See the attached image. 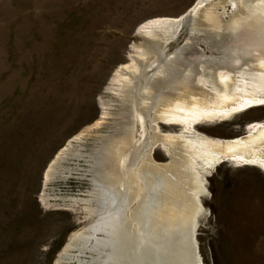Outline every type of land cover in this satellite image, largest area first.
<instances>
[{"label":"rangeland","instance_id":"obj_1","mask_svg":"<svg viewBox=\"0 0 264 264\" xmlns=\"http://www.w3.org/2000/svg\"><path fill=\"white\" fill-rule=\"evenodd\" d=\"M213 2L223 4L214 10L226 23L238 11V0H0V264H57L72 235L83 238L100 215L101 193L135 203L129 163L153 176L175 156L198 207L197 264H264V171L208 144L257 137L252 146L264 156V105H247L264 101V72L239 62L221 93L216 63L203 61L220 55L217 40L193 27ZM189 37L201 56L192 93L206 102L177 103L153 122L139 104L130 110L125 72L116 70L155 56L151 45L161 46L162 63ZM149 68L132 82L144 100L153 95ZM127 124L131 147L108 176L98 174L108 139ZM80 244L60 264H97L93 241Z\"/></svg>","mask_w":264,"mask_h":264},{"label":"bare ground","instance_id":"obj_2","mask_svg":"<svg viewBox=\"0 0 264 264\" xmlns=\"http://www.w3.org/2000/svg\"><path fill=\"white\" fill-rule=\"evenodd\" d=\"M244 2L245 0H238V11L232 14L228 23L224 22L223 17L215 12L219 2L206 4L208 7L198 14L193 23L194 28L204 27L209 37L217 40L213 49L218 50L220 55L201 59L204 62L205 60L210 62V59H213L216 63L213 72L221 78L220 87L222 86L221 93L223 94L226 92V84L232 79V71L244 62L264 72V0L252 2L251 4L256 5L255 7L251 4L250 7H243ZM219 4L223 6L222 3ZM187 19L192 20L193 18L188 15ZM194 44L193 37H189L181 48L171 53L162 63H160L163 57L161 46L151 45L150 51L156 54L154 58H149L148 55L145 56L146 58L135 59L134 56L132 64L120 66L116 71L117 73L125 72L123 76L124 79L126 78V83L122 94L127 96L125 102L128 108L131 110L139 104L143 108L142 115L153 122L162 119L163 115L172 112L173 108H179L177 103L183 102L186 108L204 104L205 95L192 93L195 88L193 77L198 66L196 59L200 55L194 48ZM239 62L241 64L237 65ZM152 65L156 67V71L150 77L147 87L153 91V95L147 89L146 93L152 97L144 100L141 90L137 91V87L132 82L141 78L144 71L150 69V66L152 68ZM227 69L230 71L226 76L225 70ZM223 96L227 99V95ZM260 101L258 103L249 101L247 105L253 104L249 108L264 105V101ZM149 102H152L151 106ZM234 110L233 112L237 111ZM260 125L262 123H253L251 128L254 129ZM126 128L122 135L111 141L108 139L104 146L105 155L96 160L97 168L100 169L98 174L103 173L108 176L110 167L118 165L131 147L132 128L128 124ZM171 137L175 138L177 147L178 138ZM158 138L160 137L156 138L155 135L149 143L153 144ZM257 140L260 138H237L208 144H215L216 146L213 147L218 148L227 156L230 153L229 155L232 156L230 159H237L242 165L256 166L264 171V156L252 146ZM132 158L129 161H134ZM141 159L142 157L136 162ZM129 165L131 169L128 174L131 177L135 203L131 206L132 203L126 200L117 202L106 191L101 193L102 211L100 215L94 219L83 238L79 234L72 235L60 259L66 255L68 247H75L76 244H80L81 240L79 251L85 248L87 243L93 241L99 254L97 264H197L195 252L197 247L195 248V241H193L195 237L193 216L198 207L196 208L194 201L190 199L184 188V185H188L189 182L185 181L184 184L180 178L184 172L180 168L182 165L180 160L175 156L169 166L159 171L153 169V176L142 175L136 171L137 166L133 167L131 163ZM162 170L171 172L172 178L167 177L161 172ZM53 173L55 169L51 166L47 171V176ZM185 176L188 177V174L185 173ZM142 181L149 182V184L143 187ZM59 260L57 264L61 263Z\"/></svg>","mask_w":264,"mask_h":264}]
</instances>
